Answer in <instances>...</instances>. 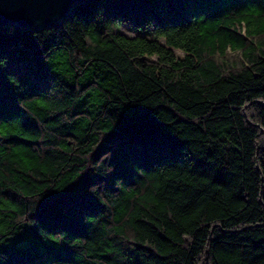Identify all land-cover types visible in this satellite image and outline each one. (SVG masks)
<instances>
[{
    "label": "trees",
    "instance_id": "obj_1",
    "mask_svg": "<svg viewBox=\"0 0 264 264\" xmlns=\"http://www.w3.org/2000/svg\"><path fill=\"white\" fill-rule=\"evenodd\" d=\"M0 54V264H264V0H84Z\"/></svg>",
    "mask_w": 264,
    "mask_h": 264
},
{
    "label": "water",
    "instance_id": "obj_2",
    "mask_svg": "<svg viewBox=\"0 0 264 264\" xmlns=\"http://www.w3.org/2000/svg\"><path fill=\"white\" fill-rule=\"evenodd\" d=\"M84 0H0V29L15 26L21 30L61 27L73 8Z\"/></svg>",
    "mask_w": 264,
    "mask_h": 264
},
{
    "label": "rangeland",
    "instance_id": "obj_3",
    "mask_svg": "<svg viewBox=\"0 0 264 264\" xmlns=\"http://www.w3.org/2000/svg\"><path fill=\"white\" fill-rule=\"evenodd\" d=\"M121 31L128 37H134L137 36V34L132 30L131 27L125 26L121 29ZM177 54H180L179 51H176Z\"/></svg>",
    "mask_w": 264,
    "mask_h": 264
},
{
    "label": "snow or ice",
    "instance_id": "obj_4",
    "mask_svg": "<svg viewBox=\"0 0 264 264\" xmlns=\"http://www.w3.org/2000/svg\"><path fill=\"white\" fill-rule=\"evenodd\" d=\"M2 39H3V37H2ZM6 67H7V65L4 63L3 55L0 54V74L3 73V69ZM85 181H86V183L90 182V181H88L87 177L85 178ZM21 243H23V241H21Z\"/></svg>",
    "mask_w": 264,
    "mask_h": 264
}]
</instances>
